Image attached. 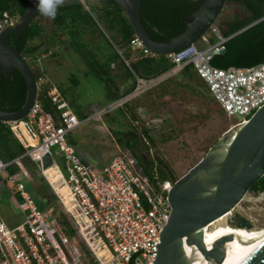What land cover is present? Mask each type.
Here are the masks:
<instances>
[{"label": "built area", "instance_id": "built-area-1", "mask_svg": "<svg viewBox=\"0 0 264 264\" xmlns=\"http://www.w3.org/2000/svg\"><path fill=\"white\" fill-rule=\"evenodd\" d=\"M2 15L6 21L0 22V27L11 24L17 17L7 12ZM227 37L215 23H209L194 42L167 53L170 66L148 77L133 74L134 84L127 92L102 102L83 117L70 110L59 88L46 82L43 72L34 76L36 95L25 115L7 122L25 147L23 153L33 162L49 151L51 164L59 170V180L70 194V206L51 189L74 232L68 235L54 207L38 205L24 188V181L6 173V161L0 159V183L20 213L19 220L10 225L0 214V264H152L159 233L169 212L166 191L174 179L160 178L154 171L145 173L129 147L117 146L106 161L93 165L80 158L66 134L91 116L109 111L162 79L174 76L186 63L192 65L226 118H233L231 124L247 120L252 110L264 102V59L249 65L226 67L212 63V54L223 49ZM140 42L133 35L127 43L142 55L155 53ZM115 50L119 54L118 49ZM24 58L29 61L28 55ZM29 66L41 69L40 64L38 67L30 62ZM40 89L57 110L58 123L41 106L37 97ZM53 145L61 157L64 175L51 154ZM262 177L264 181V172ZM255 192V198L264 197V185ZM96 237L109 253L106 260L96 255L90 243ZM78 239L84 242L88 254L81 251Z\"/></svg>", "mask_w": 264, "mask_h": 264}, {"label": "water", "instance_id": "water-1", "mask_svg": "<svg viewBox=\"0 0 264 264\" xmlns=\"http://www.w3.org/2000/svg\"><path fill=\"white\" fill-rule=\"evenodd\" d=\"M114 1L140 43L167 54L194 42L214 21L226 0H201L180 18L183 29L165 40L151 36L145 29L139 16L140 0ZM37 3L38 0H23L16 19L0 27V76L12 79V69L16 68L25 85L16 108H0L3 121L23 117L36 95L34 74L27 60L10 46L7 38L9 33H20L29 25L38 13ZM34 164L40 168L50 165L49 151L43 152ZM263 172L264 102L252 110L247 120L225 129L202 156L174 179L166 191L169 212L159 233L152 264H175L173 255L179 256L177 264H264V224L250 223L233 210Z\"/></svg>", "mask_w": 264, "mask_h": 264}, {"label": "trees", "instance_id": "trees-1", "mask_svg": "<svg viewBox=\"0 0 264 264\" xmlns=\"http://www.w3.org/2000/svg\"><path fill=\"white\" fill-rule=\"evenodd\" d=\"M99 3H90L89 0H66L63 7L60 8L51 23L54 24L60 33L65 34L69 45L75 53L80 54V57L88 65V69L104 84V97L102 102L109 101L125 92H127L134 84L133 74L141 77L152 76L161 69H165L171 65L170 58L163 52H155L152 56L142 55L137 49H131L128 46V41L133 37V30L125 17L122 9L114 0H98ZM201 0H140L139 16L145 29L159 39H167L181 31L184 24L180 22V18L195 9ZM249 11L247 15L234 17L225 21L223 27L220 22L217 23L221 33L228 35L246 23L259 17L264 12V6L261 7L258 0H237ZM23 6V0H0V22L5 23L6 18L2 13L18 15ZM40 14L36 15L32 21L20 33H9L8 43L21 56L33 54L38 48L37 43H31L30 40L39 35L41 30ZM98 24L105 26L109 32L106 36L107 45L98 50L94 54L90 50H82L83 41L80 37L87 31H94ZM101 30V29H100ZM102 31V30H101ZM104 34V33H103ZM45 46H41L40 49ZM115 49H118L119 54ZM124 58L127 63L123 61ZM82 59V60H83ZM264 59V18L259 19L246 28L227 37L223 44V49L213 53L210 61L221 67L229 65H249ZM85 63V64H86ZM115 63V70H118V79L114 80L113 76L108 73L109 64ZM30 64V61H28ZM31 70L36 76L39 72H43L41 68L31 67ZM190 78L195 76L210 93L205 83L198 77L190 63L183 65L182 69L177 73ZM172 77L162 79L157 82L153 91L162 93L165 90L167 82ZM128 79L130 80L128 83ZM72 83H76L73 78H70ZM47 82V81H46ZM162 87V88H161ZM25 85L20 72L12 69V79L0 76V108L14 109L16 108L24 95ZM211 94V93H210ZM39 98L41 106L52 114L54 121L59 122L57 110L49 102L45 96L44 90H39ZM211 97L215 100V98ZM216 102V100H215ZM217 103V102H216ZM98 103H96L90 111H93ZM218 106V104H217ZM219 107V106H218ZM114 110L119 114L127 117L130 120V126L126 128H115V138L122 147H129L134 158L140 165L141 169L147 174L154 171L160 178L172 176L165 162L156 153L152 154L148 151L145 144L153 143L154 139L149 133V129L144 126L137 128L132 121L135 119V113L130 109L127 102H124ZM220 110V108H219ZM78 117H83L86 114L76 113ZM28 138V136H26ZM66 139L70 144L73 142L66 135ZM139 144L144 145V150L138 148ZM25 147L15 136L10 124L7 121L0 120V159L6 161L4 166L5 172L12 174L17 179L31 183L35 192L38 195L40 202L38 205H52L56 210L59 201L54 192L49 186L46 178L34 162L23 153ZM54 160L59 167L62 168L61 157L57 152H54ZM79 154V153H78ZM81 158V157H80ZM37 169V174H32V170ZM45 174V173H44ZM46 175V174H45ZM264 185L262 176L250 185L254 189L261 188ZM4 191V192H3ZM6 193L4 196L8 198L7 192L0 183V194ZM59 221L65 226L66 233L72 235L74 230L67 223L64 214L58 211ZM78 244L84 254H88L84 242L78 239Z\"/></svg>", "mask_w": 264, "mask_h": 264}, {"label": "rangeland", "instance_id": "rangeland-1", "mask_svg": "<svg viewBox=\"0 0 264 264\" xmlns=\"http://www.w3.org/2000/svg\"><path fill=\"white\" fill-rule=\"evenodd\" d=\"M89 1L99 3L98 0ZM231 13L239 16L247 15L246 11L242 13L238 3L229 1L223 5L213 23L217 25L220 20L232 19ZM39 18L40 33L30 40L31 43H37L39 46L33 54L28 55L29 61L33 66L39 67L40 64L45 77L57 85L72 106L73 112L90 114L92 112L90 109L96 103H98L97 106L102 103L103 82L88 69L82 56L74 52L65 34L60 33L51 23V18L41 14ZM220 24L225 26L221 22ZM98 25L102 31L95 27L94 31L87 30L80 37L83 41L82 50L88 49L92 54L97 50L99 53L103 47L109 50L106 36L108 37L112 32H109L102 24ZM41 46L45 47L40 49ZM114 65L115 63L109 64L108 73L117 81L118 70H115ZM70 78H73L76 83H72ZM129 81L128 79L127 83ZM154 86L129 99L127 104L135 113L133 125L137 128L146 127L154 139L153 143L145 144L148 151L159 155L176 179L203 155L209 144L231 125L230 121L233 118L230 120L226 118L211 94H208L204 85L195 76L187 79L186 76L176 73L167 82L164 92L148 94L146 91H153ZM235 117L239 116L235 115ZM135 120L137 123L134 122ZM128 126H130V120L119 115L113 108L91 116L66 135L83 159L96 165L106 161L116 151L117 146L121 147L113 129ZM144 147L142 144L138 146L141 150H144ZM50 150L54 159V152L59 153L54 145L50 147ZM37 169H33L32 174H37ZM61 172L64 175V170ZM44 173L49 186L56 190L58 188L56 184L62 183L59 180L60 173L52 168L46 169ZM23 185L32 199L40 202L31 183L24 181ZM3 194L6 193L0 194V214L10 225L19 220L20 213L15 209L16 206L10 197L6 198ZM250 194L251 192L247 191L233 210L238 209L247 215L250 223L264 224V197L255 198ZM246 196L249 197L248 200ZM62 209L59 202L56 211L62 212Z\"/></svg>", "mask_w": 264, "mask_h": 264}, {"label": "bare ground", "instance_id": "bare-ground-1", "mask_svg": "<svg viewBox=\"0 0 264 264\" xmlns=\"http://www.w3.org/2000/svg\"><path fill=\"white\" fill-rule=\"evenodd\" d=\"M48 168H52V169L57 170V171L59 172V170L56 169V167H55L53 164H50V165H48V166L46 165L45 167L42 168V173H43L44 177H45L44 171H45L46 169H48ZM59 173H60V172H59ZM45 178H46V177H45ZM48 183H49V182H48ZM51 187H52V186H51ZM52 189H53V188H52ZM55 191H56L57 193H59V195H60L62 201H63L66 205H69V206H70V202H69L70 194H69V192H68V189H67L66 185L63 184V186H62L59 190L57 189V190H55ZM90 243H91V245L93 246V249H94L96 255H98V256L101 258V260H106V259L109 258V253H108L106 247L104 246V244L102 243V241H101L98 237H96L95 239L91 240ZM172 257H173V259L175 260V261H174L175 264H177V263H176V259H177L179 256L173 255Z\"/></svg>", "mask_w": 264, "mask_h": 264}, {"label": "clouds", "instance_id": "clouds-1", "mask_svg": "<svg viewBox=\"0 0 264 264\" xmlns=\"http://www.w3.org/2000/svg\"><path fill=\"white\" fill-rule=\"evenodd\" d=\"M66 0H38V12L45 17L54 19Z\"/></svg>", "mask_w": 264, "mask_h": 264}, {"label": "flooded vegetation", "instance_id": "flooded-vegetation-1", "mask_svg": "<svg viewBox=\"0 0 264 264\" xmlns=\"http://www.w3.org/2000/svg\"><path fill=\"white\" fill-rule=\"evenodd\" d=\"M229 1H232V2L238 3V4L241 6L242 13H243L244 11H246V14L249 13V11H248L247 9H245L244 6H243L242 4H240L237 0H226L225 3H226V2H229ZM225 3H224V4H225ZM258 3L260 4L261 7L264 6V0H258ZM224 4H223V5H224ZM221 8H223V6H222ZM220 11H221V9H220ZM38 14H40V13L38 12L37 15H38ZM231 14H232V16H233L232 18H234V17H240L239 15H237V14H235V13H231ZM243 14H244V13H243ZM262 15H264V12H263L260 16H262ZM241 16H242V15H241ZM260 16H259V17H260ZM262 18H264V17H262ZM227 20H228V19H227ZM225 21H226V20H222V21L220 20V21H218V22H221V23H223V24L225 25ZM262 179H263V177H262ZM247 191H250L252 196H255V195H256L255 189H254L253 187H249ZM234 211H235L236 213H238V214L242 217V219H244V220L250 222V219L247 217V215H245L244 213H242V212L239 211L238 209H237V210H234Z\"/></svg>", "mask_w": 264, "mask_h": 264}, {"label": "crops", "instance_id": "crops-1", "mask_svg": "<svg viewBox=\"0 0 264 264\" xmlns=\"http://www.w3.org/2000/svg\"><path fill=\"white\" fill-rule=\"evenodd\" d=\"M46 81L49 83H51V84H54L50 79H48V78H46ZM57 86V85H56ZM60 90V89H59ZM61 91V90H60ZM61 94H62V92H61ZM63 95V94H62ZM63 98H64V95H63ZM65 99V98H64ZM66 100V102L68 103V100L67 99H65ZM68 106H69V108H70V110L72 111V106H70V104L68 103ZM73 112V111H72ZM75 113V112H74ZM89 152V151H88ZM90 153V152H89ZM80 155V154H79ZM80 157H81V159L82 160H84L83 159V157L80 155ZM56 179V178H55ZM63 186V183H61L60 185H58V184H56V187H58L57 189L59 190L61 187ZM56 189V190H57Z\"/></svg>", "mask_w": 264, "mask_h": 264}]
</instances>
